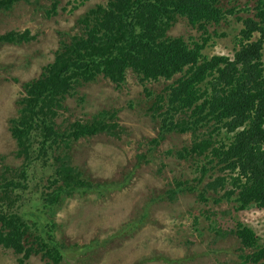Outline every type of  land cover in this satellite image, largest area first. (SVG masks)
Masks as SVG:
<instances>
[{
    "label": "trees",
    "instance_id": "1",
    "mask_svg": "<svg viewBox=\"0 0 264 264\" xmlns=\"http://www.w3.org/2000/svg\"><path fill=\"white\" fill-rule=\"evenodd\" d=\"M16 1L0 0V7L10 9ZM253 10V15L238 17L243 26L234 55L207 56L209 26L221 24L235 12L225 8L223 0H108L90 7L77 19L83 33L64 42L41 74L23 83L18 115L10 120L17 155L28 164L34 154L44 158L82 137L120 134L117 110L103 109L89 119L59 126L57 116L76 84L102 74L119 85L128 69L142 82L180 74L151 107L160 122L149 144L150 149L157 147L171 132H192L191 145L169 153L194 162L197 175L175 178L165 197L174 200L191 192L204 201L232 200L237 210L264 208V0H255ZM179 17L201 32L199 39L168 35ZM29 32L2 33L0 43L32 39ZM55 160L49 190L41 201L50 213L75 192L101 190L96 186L103 184L84 176L70 155L59 153ZM7 172L10 178L3 175L0 182V245L20 255L22 264L37 254L47 264H58L66 245L57 241L53 221L43 229L37 221L31 222L23 195L17 192L28 189L26 168L7 166L1 173ZM231 232L242 245L245 261L264 264V242L251 226L238 221Z\"/></svg>",
    "mask_w": 264,
    "mask_h": 264
},
{
    "label": "rangeland",
    "instance_id": "2",
    "mask_svg": "<svg viewBox=\"0 0 264 264\" xmlns=\"http://www.w3.org/2000/svg\"><path fill=\"white\" fill-rule=\"evenodd\" d=\"M56 1L18 0L10 9L0 7V34L28 29L33 37L0 43V182L3 175L11 176L1 173L5 167L26 168L28 189L17 192L23 195L31 222L37 221L43 229L53 221L57 241L66 245L58 264H252L244 260L242 245L231 230L238 221L244 222L264 242V208L237 210L232 200L216 202L209 197L204 201L191 192L181 193L174 200L165 197L175 178L197 175L194 162L169 153L170 149L191 145L192 132H171L157 147L150 149L149 144L160 122L151 107L180 74L142 82L133 69H128L119 85L102 74L76 84L57 116L59 126L89 119L103 109L117 110L120 134L101 132L82 137L44 158L34 154L28 164L17 155L10 120L18 115L23 83L37 78L64 42L83 33L77 22L81 14L108 0H58L53 12ZM223 1L225 8L235 12L221 24L209 26L211 40L204 49L207 56H233L243 26L238 17L254 13L255 0ZM167 32L189 41L201 35L184 17ZM222 136L227 138L224 132ZM59 153L70 155L84 176L103 186L88 193L75 192L50 213L41 201L49 190ZM141 153L147 158L142 159ZM19 258L12 249L0 245V264H22ZM24 264L47 262L37 254Z\"/></svg>",
    "mask_w": 264,
    "mask_h": 264
}]
</instances>
